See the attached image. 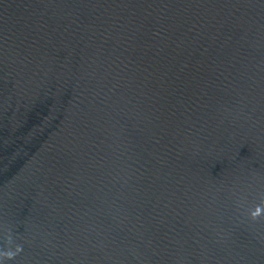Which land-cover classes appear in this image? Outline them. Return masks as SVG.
Listing matches in <instances>:
<instances>
[{"label":"water","instance_id":"obj_1","mask_svg":"<svg viewBox=\"0 0 264 264\" xmlns=\"http://www.w3.org/2000/svg\"><path fill=\"white\" fill-rule=\"evenodd\" d=\"M0 264H264V0H0Z\"/></svg>","mask_w":264,"mask_h":264}]
</instances>
